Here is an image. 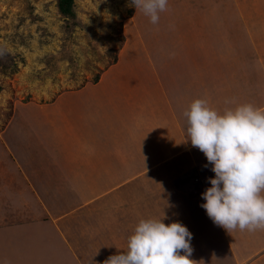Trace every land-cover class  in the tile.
Listing matches in <instances>:
<instances>
[{"label": "rangeland", "instance_id": "374dc122", "mask_svg": "<svg viewBox=\"0 0 264 264\" xmlns=\"http://www.w3.org/2000/svg\"><path fill=\"white\" fill-rule=\"evenodd\" d=\"M220 1L222 0H168L167 11L160 13L159 23L153 25L150 18L142 11L130 6L131 0H75L78 16L76 22L68 21L59 14L56 0H0V50H4L5 53L0 55V121L4 122L2 118H9L10 115L6 114L10 112L9 106L12 102L20 100L22 96L27 100L32 97L37 98L38 91H43L48 84L57 88L56 92H61L86 84L96 85L101 81L103 92L94 90V92L78 93L65 99L66 103L84 101V111L91 112L94 105L106 97L111 103L115 101L117 106L125 105L121 111L125 110L128 114L136 107L134 105L128 109L129 106L126 105L128 99L125 97L131 95L129 98L138 101L137 106H144L143 112L146 117L154 119L155 113H152L154 98H151V95L157 93L154 87L159 86L161 91L167 93L163 101L166 105H159V111H163V107L167 108L168 101V105L172 103L173 106L171 109V106H168L167 109L170 111L167 112L177 117L179 121L177 115L180 110L173 107H176L177 103L181 107L186 103L185 99L188 95L182 93V89L186 90V87H181L182 84L179 87H171V84L165 83V78L164 80L160 78L163 72L177 73L176 80L185 83L187 77L184 72L191 64L188 62L200 58L213 62L212 73L214 67L216 71L219 69L216 67L222 64L223 60L216 50L218 45L208 39L207 32L202 28L207 25L206 13L214 5L213 2ZM230 7L234 8L233 5ZM227 16H229L228 11ZM181 26L189 29V35L185 29L180 28ZM146 52L155 58L153 61L155 69L158 68L157 72L150 68L134 73L139 65L150 66ZM120 56L121 65L111 68L110 74L105 73ZM200 63L202 64L197 62V65ZM210 73L208 72V76ZM128 82H135L136 89L132 94ZM23 83L24 87H28L25 92L21 89ZM30 87L38 94L29 92ZM201 94H190V98L201 99L204 97ZM54 95L56 93H53ZM207 96H210L212 101L210 106H217L218 102H222L223 94L219 89L208 92ZM260 97L264 98V93H260ZM35 107L32 105L22 110L18 108L17 116L22 117L19 112L32 116L37 113ZM132 112V123H140L139 121L143 119L141 115ZM137 117L139 120L136 119ZM145 125L149 130L144 141L152 138L153 141L149 139L152 142H147L157 149L150 151L147 157L136 158V165L144 168L156 163L155 167L136 176L133 171L131 175L134 177L129 182L104 198L101 206L113 208L114 212L108 209L104 211L105 213L94 215L96 214L94 211L88 214L90 216H87V221H78V218L84 214L78 211L74 214L76 218L71 217L69 220L75 224L76 231H81L83 229L81 226L86 222L92 225L89 227L87 237L94 243L98 236L100 239L98 241L103 244L96 247L85 242L78 261L70 252L59 257L48 255L49 261L45 260L42 263L103 264L104 256L108 258L113 255L112 247L109 250L102 241L104 236H100V232L102 231L103 234V228L109 220L114 219L118 224L121 223L119 228L123 232V242L127 243L126 234L129 237L141 219L164 217L163 222L166 225L179 222L192 233L190 264H237L243 259H246L248 264H264V261L259 259L251 262L253 257L250 248L242 247L240 250L236 248L235 256L231 255L229 248L225 249L227 246L224 233L226 232L228 236L236 230L229 233L223 228V235L220 236L221 226L214 224L213 221L211 226L204 225L203 217L207 213L200 206L205 203L201 194L205 191L204 188H208L206 184H210L207 174L212 171V165L207 162L205 163L207 169H204L205 165L200 166L199 170L194 169L193 163H202L206 156L192 146L186 131L180 129L183 141H174L177 136H171L170 133L169 141L161 142L158 135H155L156 140L150 132L154 130V125L152 124V127ZM143 128L146 131L142 126V130ZM137 130L134 129V134L138 133ZM13 131L16 133L17 127ZM159 161L161 163L157 165ZM121 177L123 178V175ZM77 183L79 182L74 181L72 188L68 190L69 207L76 206L91 195L87 190L77 189L80 188ZM193 185L196 189L192 187ZM99 189L92 190V193H97ZM114 200L115 207L111 204ZM99 204L100 202L93 204V208ZM108 228L107 226L105 230ZM115 230L118 231L116 227ZM66 235L75 244V237L68 233ZM233 241L235 242V239ZM64 246L67 247L66 244L58 243L60 250H63ZM183 254L181 252V255ZM22 259L23 256L20 257V260Z\"/></svg>", "mask_w": 264, "mask_h": 264}, {"label": "crops", "instance_id": "0c3cea01", "mask_svg": "<svg viewBox=\"0 0 264 264\" xmlns=\"http://www.w3.org/2000/svg\"><path fill=\"white\" fill-rule=\"evenodd\" d=\"M213 3L206 13L207 25L202 30L207 32L208 39L212 40L213 44L218 45L216 50L223 60L220 67H216L219 69L216 71L214 67L212 73L213 62L210 63L209 59L192 60L188 62L191 64L187 63V71L184 72L187 77L185 83L176 80L177 73H166L162 70L160 80L165 78V83L171 84V87H179L180 84L181 87H186V90L182 89L183 95H188L186 103H183L182 107L179 103L173 107L180 110L177 115L179 121L168 113L170 110L167 108L171 106V109L172 103L168 105L167 101V108L163 107V111H159V105H166L163 101L167 97L166 91H161L159 86L154 87L157 93L151 95V98H154V119L146 117L144 106H137L138 101L129 98L131 95L125 97L128 99L126 105L129 106L128 109L134 105L136 107L128 114L125 110L121 111L125 105L117 106L115 101L111 103L106 97L100 99L91 112L84 111V101L66 103L65 99L78 93L94 90L103 92L102 81L96 85L86 84L61 92H56L57 88L48 84L43 91H38L39 94L30 87L29 92L38 94L37 98L27 100L22 96L20 100L11 103L10 112L6 114L10 115L9 118L5 117L2 118L4 122L0 121V264H43V261L48 260V255L59 257L70 252L78 261L85 242H89L91 246H101L103 243L100 244L98 236L94 243L87 237L92 225L86 222L81 226V231H76L75 224L69 221L70 218H76L74 214L78 211L84 213L78 221H87V216H90L88 214L94 211V215L105 213L108 209L114 212L113 208L101 206L104 198L129 182L134 177L131 175L133 171L136 176L155 167L156 163L144 168L136 165V158L147 157L150 151L157 149L147 142L152 138L144 141L149 130L145 124L151 127L154 125L155 131L150 130L154 139L155 135H158L161 142L166 141L172 133L171 136H177L174 141H183L180 129L185 131L184 112L195 101L190 98V94L202 93L204 97L201 99L207 100L209 107L221 113L225 108H234L245 103L264 108V98L260 97V93H264V0H222ZM231 5L234 8L230 7ZM180 28L185 29L184 26ZM188 30L185 29L187 34ZM146 58L151 67L139 65L134 73L150 68L157 72L158 68L155 69L153 61L155 58L149 56L148 52ZM121 62L120 56L105 73L110 74L111 68L120 66ZM197 62L202 64L197 65ZM197 72L199 73L196 75ZM208 72H211L209 76ZM132 82L127 84L131 94L136 89L135 82ZM27 88L23 83L21 89L25 92ZM213 89H219L223 94L222 102H218L217 106H210L212 101L210 96H207ZM53 93L57 96H53ZM69 94L70 96H67ZM113 97L116 98L115 94ZM32 105L36 106L37 113L29 116L19 112L22 117L17 116L18 108L22 110ZM131 112L141 115L143 119L140 123H132ZM136 119L139 120L138 117ZM142 126L146 131L144 128L142 130ZM16 127L18 131L14 133ZM135 128L138 129L137 134H134ZM10 130L14 134H10ZM207 162L206 158L202 163H193V167L199 170L200 166ZM160 163L161 161L157 165ZM208 173L207 177L213 178V172ZM74 181L79 182L77 184L80 188L77 189L87 190L91 195L76 206L69 207L68 190L72 188ZM100 182L103 184L99 185ZM206 186L211 187V184ZM192 187L196 189L194 185ZM96 188L100 189L97 193H92ZM261 195H264V192ZM97 202L100 204L93 208V204ZM111 204L115 207V200ZM203 220L205 226H211L212 219L208 215L203 217ZM107 226L109 228L105 230ZM119 226L121 223L118 224L114 219L109 220L103 228V234L100 232V236H104V244L109 250L112 247L113 255L120 254L127 247ZM222 229L223 227L219 232L220 236L223 235ZM66 233L75 237V244L69 240ZM224 234L227 246L225 249L229 248L232 256L236 255V248L240 250L247 247L251 249V262L257 259L264 261V230L249 232L236 229L233 234ZM58 243L66 244L67 247L64 246L63 250H60ZM105 259L107 256H104ZM246 261L243 259L237 264H248Z\"/></svg>", "mask_w": 264, "mask_h": 264}, {"label": "clouds", "instance_id": "9594fccd", "mask_svg": "<svg viewBox=\"0 0 264 264\" xmlns=\"http://www.w3.org/2000/svg\"><path fill=\"white\" fill-rule=\"evenodd\" d=\"M130 6L155 25L167 11L168 0H131ZM184 117L187 138L215 173L208 178L211 187L201 194L206 202L200 206L229 233L264 230V108L245 103L221 113L207 100L196 99ZM163 219H141L126 250L103 264H190L192 233L179 222L166 225Z\"/></svg>", "mask_w": 264, "mask_h": 264}, {"label": "trees", "instance_id": "16d2710c", "mask_svg": "<svg viewBox=\"0 0 264 264\" xmlns=\"http://www.w3.org/2000/svg\"><path fill=\"white\" fill-rule=\"evenodd\" d=\"M59 14L68 21L76 22L75 0H56Z\"/></svg>", "mask_w": 264, "mask_h": 264}]
</instances>
